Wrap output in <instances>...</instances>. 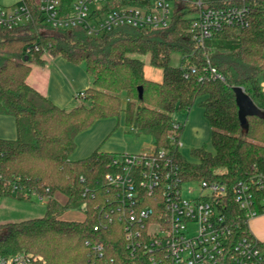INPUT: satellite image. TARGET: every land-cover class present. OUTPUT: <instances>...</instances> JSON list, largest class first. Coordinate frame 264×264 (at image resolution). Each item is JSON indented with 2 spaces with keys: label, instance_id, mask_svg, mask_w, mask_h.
<instances>
[{
  "label": "trees",
  "instance_id": "16d2710c",
  "mask_svg": "<svg viewBox=\"0 0 264 264\" xmlns=\"http://www.w3.org/2000/svg\"><path fill=\"white\" fill-rule=\"evenodd\" d=\"M206 2L247 9L249 26L225 29L205 48H196L189 34L195 10L175 2L172 23L163 31L119 28L88 37L81 29L47 28L41 34L0 29V115L13 117L17 128L16 139H0V197L47 200L43 217L6 225L0 257L28 254L33 264L134 263L123 224L116 220L107 228V209L114 200L107 185L112 171L108 166L117 155L97 150L85 159L71 160L77 136L97 120L124 113L127 132L134 138L147 136L157 148L170 150L187 181L233 184L254 167L264 172V119L248 117L249 131L244 132L234 92L242 87L264 112V0ZM116 4L109 0L107 10ZM45 55L84 64L92 86L78 107L60 109L29 83L32 65H44ZM135 55H149L151 65L162 70V80L147 78L145 62ZM174 55L180 56L178 66L172 64ZM207 60L225 82L200 81ZM196 104L211 127L213 151L196 148L190 161L170 135L178 123L174 114L189 113ZM82 208L83 221L62 219L67 211ZM241 214L234 212L238 234L250 237L248 223L239 220ZM100 245L102 250L97 249Z\"/></svg>",
  "mask_w": 264,
  "mask_h": 264
},
{
  "label": "built area",
  "instance_id": "2783aa9c",
  "mask_svg": "<svg viewBox=\"0 0 264 264\" xmlns=\"http://www.w3.org/2000/svg\"><path fill=\"white\" fill-rule=\"evenodd\" d=\"M117 1L107 10L109 0H70L68 4L65 0H18L12 5L0 0V29H27L33 34L47 28L81 29L88 37H101L119 28L163 31L172 23L175 2H184L195 10L189 34L196 48H205L208 40L225 29H243L250 23L247 9L213 7L206 0ZM195 72L192 68L191 73ZM204 80L225 82V77L207 60L200 78ZM85 97V92L76 94L77 100ZM181 128L176 123L170 135L178 150L183 147ZM108 167L112 171L107 174V185L114 200L107 209V228L116 220L123 224L133 264H264L261 242L253 234L239 236V222L234 219L238 210L242 212L239 220L243 218L249 226L264 214L263 171L254 167L233 184L187 181L176 156L153 144L138 154L117 155ZM38 198L46 204V199ZM0 264H33V258L28 254L0 257Z\"/></svg>",
  "mask_w": 264,
  "mask_h": 264
},
{
  "label": "crops",
  "instance_id": "0c3cea01",
  "mask_svg": "<svg viewBox=\"0 0 264 264\" xmlns=\"http://www.w3.org/2000/svg\"><path fill=\"white\" fill-rule=\"evenodd\" d=\"M17 1L12 0L4 4L12 5ZM44 60L45 64L42 66L32 65L33 70L28 81L33 75V82L38 89L35 88L60 109L70 111L78 107L81 101L77 100L76 94L85 92L92 86V79L86 72L84 64L69 62L62 56L45 55ZM188 114L192 117L191 130L196 132V137H200L207 129V136L211 140L212 131L204 116V110L196 104ZM124 120L125 115L122 122L113 120V118L97 120L89 129L81 132L76 138L77 146L71 160L85 159L97 150L116 155L138 154L145 151L148 146L127 132ZM185 130V125H182L180 139ZM16 137L15 119L11 116L0 115V139L14 140ZM249 227L253 236L260 242H264V214L253 219Z\"/></svg>",
  "mask_w": 264,
  "mask_h": 264
},
{
  "label": "rangeland",
  "instance_id": "374dc122",
  "mask_svg": "<svg viewBox=\"0 0 264 264\" xmlns=\"http://www.w3.org/2000/svg\"><path fill=\"white\" fill-rule=\"evenodd\" d=\"M12 0H1L3 3H9ZM135 57L142 59L145 62V73L147 78L160 82L162 80V70L158 67L151 65L149 55H135ZM180 63V56L174 55L172 58V64L178 66ZM35 75V73H34ZM33 77V75H32ZM32 77L30 78V84L34 85ZM38 89V88H37ZM83 101V100H79ZM196 106V105H195ZM194 106V107H195ZM197 108V107H196ZM174 118L177 122L185 125L186 130L181 136V141L183 147L179 150L180 154L187 160H194L192 156V151L197 147H205L209 151H213L210 137L207 136V129L204 134L200 137H196V132L191 130V118L188 113H175ZM124 119V113L118 118H113V120L121 121ZM125 125V120H124ZM126 127V126H125ZM126 130L129 132L128 128ZM192 138V139H191ZM138 140L144 142L148 148L152 145L149 137L141 136ZM72 157V155H71ZM63 198H61L62 200ZM65 200H63L64 202ZM46 214V205L42 203L39 199H34L32 202L19 201L9 196H3L0 198V238L4 237L7 233L6 225L9 223H17L21 221H26L35 218H41ZM86 211L84 208L80 210H70L67 211L62 219L68 221H83L85 219Z\"/></svg>",
  "mask_w": 264,
  "mask_h": 264
},
{
  "label": "water",
  "instance_id": "95a60500",
  "mask_svg": "<svg viewBox=\"0 0 264 264\" xmlns=\"http://www.w3.org/2000/svg\"><path fill=\"white\" fill-rule=\"evenodd\" d=\"M27 59V58H26ZM142 92V89H140ZM236 102L239 109V119L244 132L249 131L248 117H259L264 119V112L256 107L251 97L245 92L242 87H235Z\"/></svg>",
  "mask_w": 264,
  "mask_h": 264
}]
</instances>
